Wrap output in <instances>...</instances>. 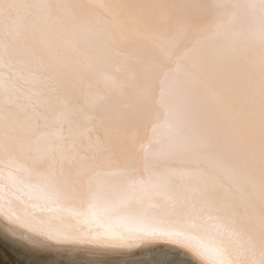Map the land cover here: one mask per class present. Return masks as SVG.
I'll list each match as a JSON object with an SVG mask.
<instances>
[{"label":"snow or ice","instance_id":"1","mask_svg":"<svg viewBox=\"0 0 264 264\" xmlns=\"http://www.w3.org/2000/svg\"><path fill=\"white\" fill-rule=\"evenodd\" d=\"M37 7L41 12L38 21L44 25L47 38L61 21L47 14V0H41ZM60 7L65 15H71L72 5ZM75 7L85 10L86 18L63 26V34L73 47L99 45V60L93 68L106 82L116 85L111 97L96 102L99 123L142 131L117 151L132 158L141 154L144 174H139L138 167L135 175L120 172L119 168L129 167L125 161L112 165L107 174L85 166L79 181H73L70 160L63 156L58 171L35 160L13 162L23 176L10 178L18 190L10 194L7 206L0 208L6 222L19 220L12 204L27 198L36 201V209L47 217L41 220L31 216L51 242L80 239L99 242V246L132 247L137 241L126 235L128 226L148 223V213L162 205L196 215L206 211L218 222L217 227L237 233L244 264H264V173L259 179V214L222 215V202L215 199L207 181L231 180L235 170L221 151L222 143L204 135L216 130L223 140L235 142L225 121L235 111L233 89L239 83L248 44L254 42L258 78L253 115L246 123H234L233 128L236 132L247 128L253 137L258 135L264 159V0H203L195 5L173 6L180 11L172 16L166 14L168 5L131 0L93 4L81 0ZM0 49L7 51L10 62H26L20 60L26 56V49L18 34L12 36L7 48L0 44ZM121 79L134 86L132 109L123 107L126 98L120 93ZM81 122H85L83 118ZM92 124L95 126L96 121ZM154 163L158 170L153 169ZM141 193L146 197L143 200ZM129 213L143 216L133 218ZM141 235L194 239L167 224ZM225 264L240 261L232 259Z\"/></svg>","mask_w":264,"mask_h":264},{"label":"bare ground","instance_id":"2","mask_svg":"<svg viewBox=\"0 0 264 264\" xmlns=\"http://www.w3.org/2000/svg\"><path fill=\"white\" fill-rule=\"evenodd\" d=\"M81 0H47V14L61 21V26L44 37V25L37 5L41 0H0V44L7 48L12 36L18 34L26 49L21 56L24 63L10 62L7 51L0 49V208L7 206L12 192L17 191L10 178H20L23 172L13 162L35 160L59 170L61 156L70 160L73 181H79L85 166L107 174L112 165H122L120 172L144 174L141 154L134 158L118 152L132 136L142 131L136 128L125 131L108 124L100 125L96 111L99 99L111 97L116 85L106 82L103 74L94 70L101 51L86 46L73 47L63 34V26L86 18V11L75 5ZM93 4L101 0H85ZM123 3L125 0H110ZM131 2L165 4L168 16L180 11L175 5H195L203 0H131ZM69 4L71 15H65L61 5ZM195 13V10L190 9ZM34 25H38L34 27ZM249 42V53L244 58L239 83L233 89L236 107L226 125L232 129L235 142L223 140L212 130L205 133L222 143L221 151L227 163L235 170L231 180H208L214 197L222 202V215H258L260 207L259 179L264 173V159L260 155L259 136L253 137L250 129L236 132L234 123H246L253 115L252 101L258 78L257 58ZM125 51L124 48L119 49ZM179 62L180 57H176ZM11 63V67H10ZM226 81L227 76H223ZM133 85L121 79L120 93L126 98L123 107H134ZM159 96V92H157ZM85 121L84 123L81 120ZM92 121H96L93 126ZM152 128L148 135L151 138ZM109 142L111 149L108 148ZM44 157V159H41ZM153 164V169L158 170ZM242 177V178H241ZM143 200L146 197L140 194ZM36 201H14L12 210L19 220L6 222L0 212V264H225L237 259L244 264L241 243L236 232L217 227V221L202 215L174 211L167 206L148 213V223L129 225L126 235L137 243L132 247L99 246V242L74 240L51 242L42 234L40 226L31 216L46 220L35 205ZM119 208V205H114ZM142 218L143 214L129 213ZM164 224L178 227L194 239L183 240L163 236H143ZM107 244V242H104ZM180 245V246H177ZM161 255L159 256V254Z\"/></svg>","mask_w":264,"mask_h":264},{"label":"rangeland","instance_id":"3","mask_svg":"<svg viewBox=\"0 0 264 264\" xmlns=\"http://www.w3.org/2000/svg\"><path fill=\"white\" fill-rule=\"evenodd\" d=\"M161 255V253L159 254V256ZM161 264H164V263H161Z\"/></svg>","mask_w":264,"mask_h":264}]
</instances>
